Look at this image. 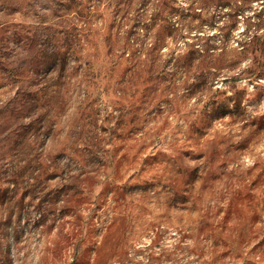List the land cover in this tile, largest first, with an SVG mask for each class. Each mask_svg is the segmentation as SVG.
<instances>
[{"label":"rangeland","instance_id":"obj_1","mask_svg":"<svg viewBox=\"0 0 264 264\" xmlns=\"http://www.w3.org/2000/svg\"><path fill=\"white\" fill-rule=\"evenodd\" d=\"M0 264H264V0H0Z\"/></svg>","mask_w":264,"mask_h":264}]
</instances>
